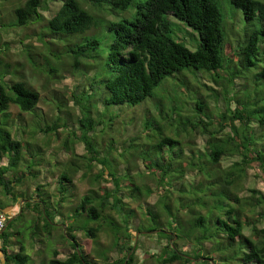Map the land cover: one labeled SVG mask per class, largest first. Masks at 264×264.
Masks as SVG:
<instances>
[{"label": "trees", "instance_id": "trees-1", "mask_svg": "<svg viewBox=\"0 0 264 264\" xmlns=\"http://www.w3.org/2000/svg\"><path fill=\"white\" fill-rule=\"evenodd\" d=\"M49 1L53 0H0L8 17L0 19V31L6 27L22 35V53L32 71L51 79L60 69L82 73L90 92L97 83L105 89L103 104L107 108L135 107L152 98L157 100L153 104L159 111L143 116V133L131 140L134 144L140 141L141 150H146L140 156L145 172H140L136 163L131 166L134 169L124 164L121 172L119 168L103 171L108 164L100 155L114 152L118 139H112L100 152L95 125H101V133L105 127L103 120L97 122L90 115L77 118L79 137L74 131L68 134L66 143L78 138L85 153L72 156L68 170L58 162L56 203L45 194L43 184H38L31 196L15 195L24 175L17 177L11 167L0 168L4 195L13 201L25 200L20 215L0 234V264H31L25 238L17 243L7 234L12 223L25 215L33 221L30 244L43 243V235L58 229L60 240L71 248L64 259L57 258L59 252L53 250L45 264H96L83 254L75 239L77 230L93 240L101 232L108 233L117 254L111 264H132L138 246L133 244L129 223L133 210L124 201V192L137 203L156 193L159 196V202L144 210L149 224L146 231L166 239L161 250L150 256L155 264H264V191L250 189L249 195H241L248 168H258L264 177V1L224 0L228 6L222 13L220 0H59L54 16L44 20L41 11L49 10ZM167 15L176 22L172 24ZM33 25H40L39 29L27 33ZM179 25L192 31L194 51L176 33L174 36L172 27ZM33 38L41 44L43 63L36 62L33 45L24 44ZM0 46V67L5 66L8 72L3 56L9 46L7 42ZM6 72L0 73V114L11 105L22 112L35 110L38 93L24 81H4ZM198 75L210 85H196ZM188 77L195 81L185 82ZM165 78H172L165 84H171L174 92L167 96L164 89L156 97L155 89ZM185 97L182 106L180 99ZM58 121L38 125L37 131L46 135L57 132ZM17 130L12 135L0 128V158L8 154L11 166L21 158L24 162L23 149L28 148L20 142ZM197 136L204 138V150L189 149L186 154L181 142L191 139L195 143ZM225 156L236 160L222 166ZM95 165L101 169L88 176ZM32 166H27L26 176L38 175ZM69 168L81 169L91 183L106 175L113 188L102 189L100 194L89 190L73 210L70 221L74 222L64 231L63 221L56 222L55 217L65 201L64 182L71 183ZM143 174L152 179L154 188L147 185ZM247 228L249 235L244 234ZM16 234L19 238L24 235ZM178 241L190 243L192 250L185 252ZM97 256L107 262L106 251Z\"/></svg>", "mask_w": 264, "mask_h": 264}, {"label": "rangeland", "instance_id": "rangeland-1", "mask_svg": "<svg viewBox=\"0 0 264 264\" xmlns=\"http://www.w3.org/2000/svg\"><path fill=\"white\" fill-rule=\"evenodd\" d=\"M220 2L221 8L223 10L221 11L224 13V9L228 5L224 2V0H220ZM48 3L49 10L41 11L44 20L54 16L61 5V1L59 0L49 1ZM4 4L3 6L6 7L7 4ZM1 7L2 6H0V9L2 10ZM5 17L6 12L2 10L0 13V19L2 18L5 21ZM167 19H169L172 24L176 22V19L171 15H167ZM6 20H8V17H6ZM1 24L2 23L0 21V26H2ZM39 26L40 25L31 26L27 33H32L33 31L36 32L35 30H38ZM172 29L174 36L176 33V36L184 42L185 46L189 50H195L196 42L192 40L191 30L184 27V25L173 26ZM18 35L19 32L16 29H9L5 27L0 31V43L3 44L4 42H7L9 46V51L3 56L5 64H9V67L7 68L8 72L5 71V66L4 68L1 66L0 73L6 72L4 81L11 82L12 80H15L26 82L30 88L38 93L39 103L37 104L35 110L29 112H22L17 106L11 105L7 112L0 114V128H2V130L11 131L12 135H15L18 128L17 135L20 138V142H22L23 146L25 147L28 145L27 150L23 149L22 157L24 158V162L21 158L20 160L16 161L15 166H11L10 164L8 165L10 160L8 154L0 158L1 169L7 170L11 167L10 169L15 171L13 173H15L14 175L17 177L19 175L22 176V174L24 175L22 176V181L17 183L14 194L18 196L21 194H27V196H31L36 186L38 184H43L42 189H45V194L50 196L51 200H53V203L58 201L59 195L57 194L56 183L60 179L59 176L61 168L59 163H63L64 169H66V166L71 165L70 160L72 156H81L83 153H85L84 145L81 141H78V138L75 141L73 139H69L68 143H66L67 137L69 136L68 134L71 131H74L76 137H79L80 132L77 129L78 123L76 120L78 117H82L83 115H90V117L95 119L97 122L103 120L102 127H105V131L101 133V125L96 124L95 134L93 133L95 142L101 144L100 152L104 151L102 150L104 146L107 147L108 144H112V139H118V143L116 145L117 148H114V152L108 154L107 151L101 153L100 155L101 157H105L107 159L108 164L103 171L108 172L110 169L115 170L119 168V171L121 172L125 167L124 164L132 168L131 166L136 163L137 166L139 164L138 170L140 172H145L143 165L140 163L142 162V158L140 156L143 157V153H145L146 150H141L142 143L140 141L137 143V145L134 144L136 142L131 140L141 136V133H143V116L156 115L158 113L159 110L156 109L153 104L154 102H157V100L148 98L144 103L135 107L124 105L110 106L107 108L103 104V100L105 97H107L105 89L97 83L90 92L88 88V81L84 78L82 73L73 74L70 71L60 69V71L56 72L52 79L50 77H46V75L34 73L32 71L31 64L27 61L25 55L22 53V46H24L22 45V42H20L22 35ZM24 44H32L34 47V49H32V53L37 55L36 62L43 63L41 54L39 55V53L42 51L40 46L41 44L35 38L25 40ZM178 75L180 76L181 74ZM195 75L197 74L194 73V76ZM200 76L201 75H198L197 77L199 79H197L196 85H210L205 77ZM167 80L171 81L172 78H165L155 89V94L157 93L156 97L162 95L160 91L164 89L167 90V96L168 94L170 95L174 92L173 86L171 87V84H165ZM188 81L194 82L195 80L191 77H188L185 82ZM176 83L177 80L175 84ZM194 89H196V87H194ZM202 92L204 94V91ZM197 95L198 94H196L195 97H197ZM88 97L90 98L87 100ZM184 99H186V97L180 99L182 106L185 105ZM74 101H78V104H75ZM79 101L83 105H80ZM58 105L62 106L61 110L57 108ZM213 105V101H211V106L213 107ZM218 105L220 107L223 105L221 100L218 102ZM165 111L166 110L164 108V112ZM115 116L118 117L115 118ZM57 118L60 119V121L57 123V132H50L46 135L37 131L38 125L42 127L46 123H55ZM111 118L112 120L109 121ZM174 123V125H177L176 121ZM12 128L13 130H11ZM112 130L113 132H111ZM24 131L25 133L23 134L22 132ZM123 140H126V142ZM64 144H67V148L63 147ZM181 145L185 147L184 150L187 152L186 154H188L189 149L195 150L196 148L199 150H204V138L201 136L195 137V143H192L191 139H187L182 141ZM167 149H165V151H167ZM155 155L158 156L159 153L156 152ZM145 160L147 161L148 159L146 158ZM234 160L236 159L225 156L222 159L221 165H230L232 162H234ZM31 163H33V171L38 172V175L35 177L25 175L28 172L27 166ZM99 165H95L94 169L88 173V176L98 173V171L101 169V166ZM132 169H134V167ZM82 173L83 171L81 169L69 168L68 176L71 180V183L64 182V185L66 186L64 197L65 201L62 202L61 208L59 209L60 215L55 217L56 222L58 220L63 221L64 225L62 228L64 231L65 226H67L70 222H74V220L70 221L73 215V210L89 190H95L98 192V194H100L102 189L109 190L113 188L111 180L106 175H104L100 182L91 183L88 180V176L83 177ZM10 174L11 172L9 175ZM143 176L147 185L154 188V182L152 179H147L145 174H143ZM189 180H192L191 176L189 177ZM142 184L143 183L140 185ZM244 186L245 190L241 193V195H249L248 190L250 189L264 191V177L258 168L251 167L247 169L244 179ZM175 188H179V185H177ZM178 195L180 194H177V196ZM0 197L1 199H7L2 189H0ZM124 201L130 204V210H133V213H131L132 216L129 219L130 232L134 234L133 244L138 246L135 251V259L132 264H155L154 260L150 256L157 254L161 250V248L166 243V239H164V237H158L156 232L146 231L149 224H147L148 222L145 219L146 217L144 210L147 208H152L155 202H159V196L156 193L146 198L143 202L137 203L133 201L131 202L127 193L124 192ZM109 214L115 219H118L116 214L112 212ZM137 228H140L141 230L137 231ZM32 229L33 221L30 215H25L24 218L15 220L12 223L10 229L7 231L9 239L13 240L14 242L19 240L22 241V238H25V246L27 253L31 257V264H45V261L47 262L52 257L53 250H57L59 252L57 256L59 259L66 258L68 253L71 252V248L68 245L63 244V242L60 240V230L58 229L52 231L50 235H43L41 237L43 243L35 242L34 245L30 244L31 242L29 233L31 234ZM17 232L24 235L20 236L19 238L17 237ZM244 234L249 235L248 228L245 229ZM75 236L76 241L81 246L83 254L85 256L87 255L89 259L96 264H111L117 259V254L112 248L113 239L108 233L101 232L98 234V237L93 240L86 238L83 232L77 230ZM205 244L206 248L210 247L208 243ZM177 245L178 247H182L183 250H186L185 252L192 250V245L190 243L185 244L182 241H178ZM10 250H13V247H11ZM43 250H45V253L38 254L39 251ZM101 251H106L107 262L104 261V258H98L97 254ZM0 259L2 260L1 252Z\"/></svg>", "mask_w": 264, "mask_h": 264}, {"label": "crops", "instance_id": "crops-1", "mask_svg": "<svg viewBox=\"0 0 264 264\" xmlns=\"http://www.w3.org/2000/svg\"><path fill=\"white\" fill-rule=\"evenodd\" d=\"M1 189V188H0ZM26 196L23 194V197ZM7 199H1L0 197V206H2V209L0 211H3L7 214H9L11 219H16L20 215V212L22 211V204L25 200L18 199V201H13L10 196H6Z\"/></svg>", "mask_w": 264, "mask_h": 264}, {"label": "built area", "instance_id": "built-area-1", "mask_svg": "<svg viewBox=\"0 0 264 264\" xmlns=\"http://www.w3.org/2000/svg\"><path fill=\"white\" fill-rule=\"evenodd\" d=\"M9 219H10V216L7 213L0 211V231L5 229L7 221Z\"/></svg>", "mask_w": 264, "mask_h": 264}, {"label": "water", "instance_id": "water-1", "mask_svg": "<svg viewBox=\"0 0 264 264\" xmlns=\"http://www.w3.org/2000/svg\"><path fill=\"white\" fill-rule=\"evenodd\" d=\"M12 219L10 218L9 221L7 222V224L11 221ZM6 224V226H7ZM4 230L0 231V234L3 232Z\"/></svg>", "mask_w": 264, "mask_h": 264}]
</instances>
